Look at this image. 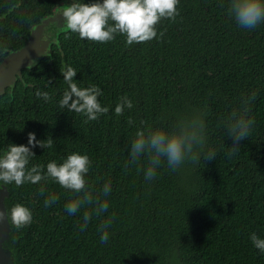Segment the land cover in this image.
<instances>
[{
    "label": "trees",
    "instance_id": "16d2710c",
    "mask_svg": "<svg viewBox=\"0 0 264 264\" xmlns=\"http://www.w3.org/2000/svg\"><path fill=\"white\" fill-rule=\"evenodd\" d=\"M63 1L0 0V44L8 48L0 62ZM225 5L226 0H179L175 20L164 18L156 26L164 33L161 39L139 44L127 45L119 34L106 43L82 40L66 30L51 57L24 69L13 93L7 89L0 97V150L8 143L27 145L34 132L37 140L52 138L53 145L32 148L31 163L87 153L90 188L99 193L106 181L112 186L108 212L93 214L81 232L83 213L91 206L69 215L64 204L75 197L68 190L47 182V191L59 199L45 207L39 185L9 184L8 208L19 202L33 211L31 224L13 225L9 246L16 249L18 264H166L173 247L182 252V264H264V253L249 239L252 232L264 236V23L241 29ZM67 64L76 69L81 86L102 89L98 99L108 113L87 121L58 107L67 87L60 71ZM37 88L51 99H37ZM249 89L257 90L250 110L256 124L229 157L233 142L219 120ZM125 94L133 108L117 115L113 109ZM196 104L207 107L215 159L175 173L161 168L150 182L137 166H124L135 121ZM143 162L142 157L141 169ZM112 214L109 240L100 243L98 228Z\"/></svg>",
    "mask_w": 264,
    "mask_h": 264
},
{
    "label": "clouds",
    "instance_id": "9594fccd",
    "mask_svg": "<svg viewBox=\"0 0 264 264\" xmlns=\"http://www.w3.org/2000/svg\"><path fill=\"white\" fill-rule=\"evenodd\" d=\"M179 0H71V3L58 7V14L64 18L63 27L71 33L78 34L82 40L106 43L116 36L123 35L127 45L147 42L153 38L160 40L163 31H157V24L164 18L175 20L179 15ZM226 12L241 29L251 30L264 23V0H226ZM42 39H53L52 31L46 32ZM6 44H0V57L6 55ZM45 54L46 51H45ZM35 63V61H33ZM64 89L57 104L60 109L82 114L87 121H94L100 115L109 112L98 99L103 95L96 84L81 86L75 79L76 69L67 64L61 69ZM50 81H48L49 85ZM37 99L48 102L51 97L48 91L37 88L34 93ZM257 99V90L249 89L241 93L237 101L223 114L219 126L223 135L229 137L233 146L227 153L231 157L237 150L236 145L246 140L252 133L256 120L251 115V107ZM133 102L127 94L121 96L113 111L122 114L132 109ZM133 123V121H130ZM135 131L127 144L126 168L137 166L142 171L145 181L157 177L161 168L171 172H180L194 168L201 160L215 159L216 152L209 144L208 111L205 105H188L173 113H161L155 120L138 119L134 122ZM51 148L53 139L37 140L34 132L28 133V144L8 143L7 148L0 150V188L15 184L39 185L37 191L45 197L43 204L49 207L57 202L59 196L48 192L47 182L59 184L75 198L64 204L65 211L76 214L84 205L91 206V211H84L79 231L83 232L92 215L108 212L111 193V181H106L99 193L90 188L87 174L92 160L87 153L72 151L61 162L51 159L46 165L31 163L35 157L32 148L36 146ZM143 157V167H139ZM47 193V194H46ZM7 219L17 228H23L33 222V211L24 203H15L10 208L0 210V222ZM114 214L99 226V241L109 240ZM252 245L264 253V236L256 232L249 234ZM166 264H182V252L173 247L166 254Z\"/></svg>",
    "mask_w": 264,
    "mask_h": 264
},
{
    "label": "water",
    "instance_id": "95a60500",
    "mask_svg": "<svg viewBox=\"0 0 264 264\" xmlns=\"http://www.w3.org/2000/svg\"><path fill=\"white\" fill-rule=\"evenodd\" d=\"M63 25L64 18L58 12L46 18L32 29L26 43L20 49L10 53L0 62V97L7 89L13 93L18 79H23L24 69H33L42 58L51 57L53 45L58 42V36L65 30ZM49 30L52 31L53 39L44 41L42 37ZM9 197V188L7 186L0 188V210L8 208ZM12 232L13 225L7 219L0 222V264H18L16 249L9 246Z\"/></svg>",
    "mask_w": 264,
    "mask_h": 264
},
{
    "label": "rangeland",
    "instance_id": "374dc122",
    "mask_svg": "<svg viewBox=\"0 0 264 264\" xmlns=\"http://www.w3.org/2000/svg\"><path fill=\"white\" fill-rule=\"evenodd\" d=\"M69 3H71V0H66V1H64L63 3H61L58 7H62L63 5H65V4H69ZM57 11H58V8H57ZM67 29L65 28V30H63V31H66Z\"/></svg>",
    "mask_w": 264,
    "mask_h": 264
},
{
    "label": "flooded vegetation",
    "instance_id": "af4514ba",
    "mask_svg": "<svg viewBox=\"0 0 264 264\" xmlns=\"http://www.w3.org/2000/svg\"><path fill=\"white\" fill-rule=\"evenodd\" d=\"M64 1H66V0H64ZM64 1H63V2H64ZM63 2H61V3H63ZM61 3H60V4H61ZM57 8H58V7H57ZM57 8H56V10L54 11V13H53L51 16L55 15V13L58 12V11H57ZM51 16H49V17H51ZM47 18H48V17H47ZM44 20H45V19H44ZM27 39H28V38H27ZM11 53H12V52H11ZM9 54H10V53H9ZM9 54H8V55H9Z\"/></svg>",
    "mask_w": 264,
    "mask_h": 264
}]
</instances>
